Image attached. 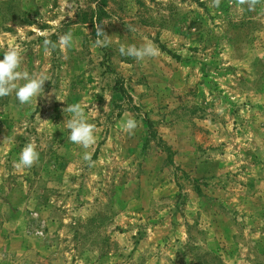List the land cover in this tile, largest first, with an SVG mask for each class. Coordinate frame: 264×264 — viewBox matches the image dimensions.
<instances>
[{"label":"rangeland","instance_id":"1","mask_svg":"<svg viewBox=\"0 0 264 264\" xmlns=\"http://www.w3.org/2000/svg\"><path fill=\"white\" fill-rule=\"evenodd\" d=\"M146 41L155 58L119 54ZM13 46L50 80L0 98V264H264V0H0V59ZM73 103L88 149L67 139ZM29 142L39 161L17 169Z\"/></svg>","mask_w":264,"mask_h":264},{"label":"clouds","instance_id":"2","mask_svg":"<svg viewBox=\"0 0 264 264\" xmlns=\"http://www.w3.org/2000/svg\"><path fill=\"white\" fill-rule=\"evenodd\" d=\"M262 0H234L237 6H247L248 11H255L256 6ZM221 0H212V6L219 7ZM129 32H135L136 29L132 25H128ZM95 41L96 47H108L111 44V36H109L103 27V23H95ZM73 34L66 32L62 34L57 42L50 39H44V50L49 52L60 48L73 47ZM121 56L129 57L140 63L148 58H155L159 51L157 47L150 41H146L140 46L136 44L120 45L118 48ZM23 56L20 49L17 47H9L3 53V59H0V98L15 94L16 99L20 104H31L34 100L37 102L38 97L44 96V85L49 81V77L44 74H30L26 69L22 68ZM51 95V94H49ZM58 100V99H57ZM62 111L67 113L64 126L68 129V141L83 149L90 148L96 143V125L88 122L84 108L80 103L68 104ZM47 121V120H45ZM137 121L134 118H128L122 122L121 129L129 134H133L137 128ZM40 158V153L37 151L35 143H27L19 154V159L14 166L17 169H30ZM83 160L89 167L93 166L91 155L85 152Z\"/></svg>","mask_w":264,"mask_h":264}]
</instances>
